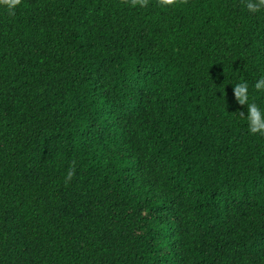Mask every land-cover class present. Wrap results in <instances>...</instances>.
<instances>
[{
	"label": "trees",
	"instance_id": "obj_1",
	"mask_svg": "<svg viewBox=\"0 0 264 264\" xmlns=\"http://www.w3.org/2000/svg\"><path fill=\"white\" fill-rule=\"evenodd\" d=\"M261 76L244 0L0 8V264H264Z\"/></svg>",
	"mask_w": 264,
	"mask_h": 264
},
{
	"label": "clouds",
	"instance_id": "obj_2",
	"mask_svg": "<svg viewBox=\"0 0 264 264\" xmlns=\"http://www.w3.org/2000/svg\"><path fill=\"white\" fill-rule=\"evenodd\" d=\"M126 2L132 8H146L149 0H126ZM21 3L22 0H0V8L7 11L8 15L14 16ZM158 6L164 9L175 7L177 0H158ZM244 7L251 16L264 14V0H244ZM231 85H233V95L237 104L246 106V114L239 110L237 113L246 121L249 134L264 136V108L250 100L249 84L246 81H241ZM254 89L257 92L264 91V76L255 82ZM74 175L75 167H69L65 175V182H71Z\"/></svg>",
	"mask_w": 264,
	"mask_h": 264
}]
</instances>
